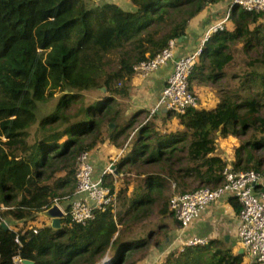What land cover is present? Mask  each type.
Masks as SVG:
<instances>
[{
    "label": "trees",
    "instance_id": "trees-1",
    "mask_svg": "<svg viewBox=\"0 0 264 264\" xmlns=\"http://www.w3.org/2000/svg\"><path fill=\"white\" fill-rule=\"evenodd\" d=\"M89 1L0 0V264H15L17 255L35 264H98L106 256L113 264H138L162 241L160 231L136 235L137 226L155 215L175 218L174 195L224 182L219 136L240 140L237 171L264 173V13L235 5L234 28L211 36L191 78L218 87V105L168 111L181 128L165 133L156 127L157 115L145 122L148 112L114 172L104 176L115 202L85 225L65 216L60 228L34 226L54 200L74 196L82 153L107 139L126 146L137 116L126 119L117 97L129 96L135 66L184 37L210 4L225 0H129L132 10ZM239 48L242 73L231 76L238 85L224 93L221 82ZM97 89L103 96L86 103L83 92ZM58 91L56 108L41 117V103ZM231 201L239 214V202ZM10 219L18 229L3 226ZM163 264L252 263L223 240L210 239L170 252Z\"/></svg>",
    "mask_w": 264,
    "mask_h": 264
},
{
    "label": "built area",
    "instance_id": "built-area-1",
    "mask_svg": "<svg viewBox=\"0 0 264 264\" xmlns=\"http://www.w3.org/2000/svg\"><path fill=\"white\" fill-rule=\"evenodd\" d=\"M235 5L248 12L264 13V0H233L224 18L209 26L202 42L194 51L176 57L177 40L174 39L155 58L135 66L136 74L148 78L161 66L174 59L173 71L145 122L163 109L183 114L187 109L199 106V98L191 89L193 71L211 36L229 29L228 24ZM130 141L131 138L99 176L95 174L92 151L84 152L78 157L77 190L73 197L68 198L69 203L65 209L60 205L65 216H68L72 222L85 225L95 217L96 210H105L115 202L116 193L105 184L104 176L114 172L115 163L126 153ZM223 176L224 182L215 189L201 187L192 192L174 195L170 204L174 217L181 228L186 230L213 203L226 197L236 198L241 206L238 214V240L252 264H264V173L254 170L237 171L233 162L227 160ZM208 241L209 239L205 237H191L184 242L181 250L185 246L207 244ZM14 261L15 264H23L24 259L17 255Z\"/></svg>",
    "mask_w": 264,
    "mask_h": 264
},
{
    "label": "crops",
    "instance_id": "crops-1",
    "mask_svg": "<svg viewBox=\"0 0 264 264\" xmlns=\"http://www.w3.org/2000/svg\"><path fill=\"white\" fill-rule=\"evenodd\" d=\"M123 1L127 6L124 7V4L121 3H119V5L123 6L125 9L132 10L134 8L131 1ZM232 2L233 0H225L216 4H210L202 13L192 19L186 35L182 37V39L177 40L176 57L187 55L194 51L202 42L209 26L224 18L231 7ZM228 28H234L232 21L229 22ZM173 65L174 59L161 66L148 78H144L139 74H136L133 77L130 94L127 98L123 99L126 103L125 108L123 109L126 119L129 120L134 116H137L136 125H134L132 130L129 131L131 132V137L135 135L139 122L144 119L146 114L157 104L166 85L167 79L173 71ZM191 88L199 98L198 108L200 109H214L220 102L221 96L212 84L202 83L198 81V79H193L191 81ZM167 112V110L163 109L155 114L157 115L154 120L156 127L162 133L176 131L181 128L179 120L175 117L168 118V116L165 115ZM115 127V124L114 126H111L113 129ZM217 145V154L222 156L226 161L230 160L233 162L235 160L236 149L240 145V140L229 136L217 139ZM120 151L121 148L109 139L97 145V147L91 152L95 174L97 176L101 175L111 160L118 156ZM232 198L233 197H226L210 205L190 226V228L186 230L182 229L183 231L181 234H178L175 239L178 241L182 239V235H184L187 230H189L187 233H195L193 237L198 236L225 241L228 237V242H233L234 247L239 245L237 252H240L243 248L237 237L238 213L231 201ZM244 253L245 262L251 263V260L245 251Z\"/></svg>",
    "mask_w": 264,
    "mask_h": 264
},
{
    "label": "rangeland",
    "instance_id": "rangeland-1",
    "mask_svg": "<svg viewBox=\"0 0 264 264\" xmlns=\"http://www.w3.org/2000/svg\"><path fill=\"white\" fill-rule=\"evenodd\" d=\"M100 1H109V2H114V3H121L124 4V7H126V3L123 0H100ZM89 3H93L91 0L89 1ZM241 7L238 8V11H241ZM111 60L112 64H114V66L117 65L119 59L117 54H112L111 55ZM243 60H244V54L243 51L239 48L238 52L236 54V61L227 67L226 71L228 72L229 76L228 78H224L222 79L221 82V87L224 88V93H227L228 88L229 89H233L238 85V81H232L231 76H233V74L235 72H241V68L243 69ZM242 73V72H241ZM229 79V80H228ZM223 85L225 87H223ZM117 86L120 87V83H117ZM104 90V89H103ZM216 90L218 92V94L221 96L222 92L219 91L220 89L218 87H216ZM84 94V98L86 103H94L98 98L103 96V93L101 92V90H92V91H86L83 92ZM62 93L60 91L56 92L54 98L46 103H41L40 105V110L39 113L41 115V117H43L46 114L51 113L55 108L56 105L59 101V98L61 97ZM119 102L121 103V110L123 111V109L125 108V101H123V99L125 98H121L120 96L117 97ZM143 120V119H142ZM37 129V126L33 127L31 129V134H32V141H34V135H35V131ZM223 137L219 136L218 139H221ZM118 188H120L121 186H123V179H120L117 182ZM133 187V184H131L130 190ZM59 202V203H57ZM69 201L68 199L66 200H54V203L51 205V207L55 204L57 205H61L62 208L68 205ZM60 206V207H61ZM6 209V208H4ZM46 211V210H45ZM45 211H43L38 218L32 223L34 226L36 227H40L43 226L44 224H51L52 225V219L45 215ZM6 221H4L5 223ZM7 223V222H6ZM8 224V223H7ZM16 224H18L17 222H15L13 219H10L8 226H12L15 229H18ZM164 229H162V228ZM150 230H154L156 232L160 231V234L156 236L159 237V239L162 241V244L160 246H156L153 245V247L150 249L149 254L146 258H144L142 261H140L138 264H163L168 256V254L174 250H178L181 251V248L183 247L184 242L193 237L195 235V233H187L189 232V230H187V232L182 235V239H180L179 241L177 239H175L178 234H181V232L183 231L180 224L175 220V218H172L170 216L168 217H161L159 215H155L152 218L148 219L144 225H140L137 226L134 230V233L138 236H145L147 237V232H149ZM198 234V233H197ZM210 240V239H209ZM176 241V242H175ZM225 242L226 245L231 246L235 252H237V249L239 247V245L237 246H233V242H226L225 240H223ZM107 258V257H106ZM103 260H101L98 264H101ZM113 264V263H111Z\"/></svg>",
    "mask_w": 264,
    "mask_h": 264
},
{
    "label": "water",
    "instance_id": "water-1",
    "mask_svg": "<svg viewBox=\"0 0 264 264\" xmlns=\"http://www.w3.org/2000/svg\"><path fill=\"white\" fill-rule=\"evenodd\" d=\"M94 1H100V0H94ZM180 39H182V38H180ZM104 91H105V88H104ZM111 126H114V124H111ZM44 213H45V215L49 216L52 219V226L53 227L60 228L62 226V219L65 217V213L59 205H57V204L53 205L50 209L46 210ZM3 226L5 228L9 227L6 222L3 223ZM226 241L227 242L229 241L228 237L226 238ZM240 253H244V250L241 249ZM104 263L105 262H103V264ZM23 264H35V262L25 259L23 261Z\"/></svg>",
    "mask_w": 264,
    "mask_h": 264
},
{
    "label": "clouds",
    "instance_id": "clouds-1",
    "mask_svg": "<svg viewBox=\"0 0 264 264\" xmlns=\"http://www.w3.org/2000/svg\"><path fill=\"white\" fill-rule=\"evenodd\" d=\"M137 130V129H136ZM131 140H132V137H130ZM107 257V256H106ZM104 258L103 261L101 262V264H103V262H105L104 264H111V258L110 257H107V258ZM109 259V260H108ZM25 260V259H24ZM106 260V261H105Z\"/></svg>",
    "mask_w": 264,
    "mask_h": 264
}]
</instances>
